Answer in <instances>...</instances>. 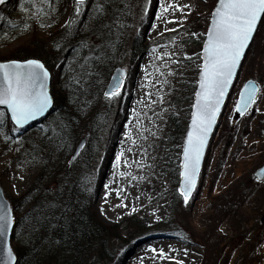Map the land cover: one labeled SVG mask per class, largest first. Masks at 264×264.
I'll return each mask as SVG.
<instances>
[{
  "label": "rangeland",
  "instance_id": "rangeland-1",
  "mask_svg": "<svg viewBox=\"0 0 264 264\" xmlns=\"http://www.w3.org/2000/svg\"><path fill=\"white\" fill-rule=\"evenodd\" d=\"M215 3L151 0L135 36L143 45L163 41L121 66L125 71L121 94L107 98L113 112L94 171L92 210L108 226L138 218L135 226H121L126 246L118 250L112 264H264V179L250 180L264 165V28L258 30L245 57L187 205H172L173 184L163 172L166 161L162 159L174 161L179 156L178 143L163 144L165 123L170 115L186 116L191 107L186 97L197 80V54ZM162 4L173 7L164 12ZM23 16L28 17L21 9L14 12L15 18ZM67 20L65 16L52 23L46 16L37 19L33 14L32 23L41 37H47ZM41 21L51 27H41ZM30 38L25 30L0 41V58ZM59 80L60 70L55 69L51 81ZM247 80L257 81L262 94L245 116L237 117L235 104ZM4 127L6 122L0 128V187L5 196L17 198L28 188L38 165L25 154V143L10 144L5 139ZM34 130L23 134L37 140L39 132ZM23 134L14 132L17 139ZM121 152L120 164L115 166ZM161 249L164 258H160Z\"/></svg>",
  "mask_w": 264,
  "mask_h": 264
},
{
  "label": "trees",
  "instance_id": "trees-1",
  "mask_svg": "<svg viewBox=\"0 0 264 264\" xmlns=\"http://www.w3.org/2000/svg\"><path fill=\"white\" fill-rule=\"evenodd\" d=\"M52 3L56 10L46 18L52 23L61 22L65 16L68 20L47 37L37 33L32 23L36 8L27 0L28 11L20 7L21 0H10L0 11L3 17L0 41L23 33L25 22L30 25L26 30L31 34L26 44L10 51L0 61L40 59L50 73L58 69L61 75L58 82L51 81L54 111L35 127L39 132L37 140L28 134L17 139L8 120L7 128L2 129L10 137V144L25 143L28 148L25 154L38 165V172L20 196L6 195L16 220L14 229L19 234L18 238H12V245L18 264H112L118 250L126 246L121 226H135L138 218L128 217L108 226L100 222L92 210L94 171L106 145L113 112L111 101L104 98L103 93L116 68L131 64L163 40L143 45L135 36L142 24L146 0H86L78 17L74 16V0H52ZM97 5L103 8L102 12L96 10ZM19 9L28 17L15 18L14 12ZM70 18H74L75 23L69 32ZM194 87L189 88L186 97L189 103ZM186 112L182 118L170 115L164 127V146L176 142L178 152L186 132L189 109ZM85 137V148L69 165L76 146ZM228 146L230 142L226 148ZM163 160L166 161L163 172L173 184L172 205L182 204L176 193L178 156L174 161L171 157ZM250 180L255 181L253 175ZM171 209L174 210L173 206Z\"/></svg>",
  "mask_w": 264,
  "mask_h": 264
},
{
  "label": "snow or ice",
  "instance_id": "snow-or-ice-1",
  "mask_svg": "<svg viewBox=\"0 0 264 264\" xmlns=\"http://www.w3.org/2000/svg\"><path fill=\"white\" fill-rule=\"evenodd\" d=\"M27 2L36 8L37 19L41 15L49 16L56 10L52 0H27ZM5 3L6 0H0V5ZM85 4L86 0H74L75 17L81 15ZM150 5L151 0H146L145 14ZM44 6L47 7V11ZM20 7L24 11L29 10L25 7V0H21ZM170 7L173 5H161L164 12ZM175 7L183 9L190 6L175 5ZM96 10L102 12L103 8L97 5ZM209 17L210 24L204 34L203 47L197 54V58L202 61L199 65L198 90L195 92L191 124L183 146L180 194L185 205L188 204L197 187L204 151L224 100L233 85L246 51L250 48L258 30L264 28V0H216ZM0 19L3 17L0 16ZM74 23L75 19L70 18L67 24L69 32ZM40 26L51 27L43 21L40 22ZM29 27L30 25L25 22L23 28L26 30ZM56 46L60 47L59 42ZM124 77V72L113 77L114 83L105 92L106 98L111 100L120 96ZM50 79L51 73L40 59L0 61V106H2L0 125H4L10 119L11 131L20 133L31 122L45 117L54 103L48 88ZM261 94L262 88L257 81H247L239 93L235 111L241 116L247 114ZM256 110L259 111L258 108ZM41 130L46 131V129ZM5 139L10 137L6 136ZM84 148L85 144L81 143L72 159L68 161L69 165L77 160ZM122 155V152L116 155L115 166H119ZM261 176H264V169L260 170L257 179ZM107 187L105 185V188ZM52 206L55 207L54 204ZM132 211L135 209L133 208ZM15 224L12 207L0 201V264H18V256L11 242L12 238H18L19 235L15 233ZM152 251L155 252L156 249ZM160 258H164L162 249Z\"/></svg>",
  "mask_w": 264,
  "mask_h": 264
},
{
  "label": "water",
  "instance_id": "water-1",
  "mask_svg": "<svg viewBox=\"0 0 264 264\" xmlns=\"http://www.w3.org/2000/svg\"><path fill=\"white\" fill-rule=\"evenodd\" d=\"M9 1H10V0H6V3H5L4 5H0V10H1L3 7H5L6 5H8ZM209 24H210V17H209V23H208V26H209ZM208 26H207V28H208ZM206 30H207V29H206ZM255 36H256V35H255ZM204 39H205V35H204L203 41H204ZM203 41H202V45H201L200 52H201L202 47H203ZM252 43H253V42H252ZM252 43H251V45H252ZM251 45H250V47H251ZM249 49H250V48H249ZM249 49L246 51V55H245V57L247 56V53H248ZM244 60H245V58H244ZM244 60L242 61V64H241L240 69H238L237 76H236V78H235L234 81H233V85H232V87L229 89L228 95L226 96V98H225V100H224V103H223V105H222V107H221L220 114H219V116L217 117L216 124H215V126H214V128H213V130H212V133H211L210 136H209L208 144H207V146H206V148H205L204 156H203V159H202V161H201L200 173H201L202 168H203L204 165H205V162H206V159H207V155H208V152H209V149H210V146H211L212 140H213V138H214V136H215V133H216L218 127H219V119L221 118V116H222V114H223V112H224V110H225V107H226V104H227V100H228V98H229V95L231 94V91H233V89H234V87H235V85H236V82H237V79H238V77H239V74H240L241 68H242V66H243V62H244ZM201 63H202V61L200 60V64H201ZM121 72H124V73H125L124 69H122V68H120V67L116 68V69L112 72V74H111V76H110V78H109V81H108V83H107V86H106V88H105V90H104V93H103L104 97H105V92H107V91L109 90L110 86H112L113 83H114V81H113V77H115V76H119ZM124 78H125V77H124ZM198 79H199V70H198V72H197V80H196V83H195V88H194V92H193V96H192V104H191V107H190V110H189V119H188V122H187V128H186V132H185V134H184V137H183V140H182V143H181L180 154H179V159H178L179 181H178V186H177V191H176V192H177V195L181 198V200H182L183 203H184V200H183L182 195L180 194L181 179H182L180 173H181V171H182V163H183V146H184V143H185V139H186V136H187V132H188L189 127H190V124H191L192 105H193L194 102H195V92L198 90V84H197ZM247 81H249V80H247ZM247 81H245V82L243 83V85H242L240 91L242 90L244 84H245ZM50 83H51V79H50V81H49V85H48L49 92H50ZM240 91H239V93H240ZM238 101H239V94H238V97H237L236 104H237ZM236 104H235V105H236ZM0 110H2V106H0ZM234 110H235V108H234ZM53 111H54V109H53V107H52V108L49 110V112L46 114L45 117L38 118L36 121L31 122L28 126L25 127V129H22L21 132H22V131H23V132H26V131H28L29 129L35 127L37 124L42 123L43 121H45L48 117H50V116L52 115ZM235 114H236L237 117H243V116L246 115V114H245V115L241 116V115H240L239 113H237L236 111H235ZM9 117H10V114H9ZM9 121H10V119H9ZM10 123H11V122H10ZM19 134H20V133H19ZM85 141H86V137L83 138V139H81V141H80V142L78 143V145L76 146V148H75V150H74L72 156H73V155L75 154V152L78 150L79 145H80L81 143H84V144H85ZM72 156L70 157V160L72 159ZM261 169H264V165H263L262 167H260L259 169H257V170L254 172V174H253V177H254V179H255L257 182H261V181L264 179V176H261L260 179H257V175L260 173V170H261ZM199 177H200V174H199ZM198 179H199V178H198ZM197 183H198V182H197ZM193 193H194V192H193ZM192 195H193V194H192ZM191 197H192V196H191ZM190 199H191V198H190ZM0 201H3V202H5V203H7V204H9V205L11 206L10 202H9V201L7 200V198L5 197V195H4V193H3L2 189H1V187H0ZM188 202H189V201H188ZM184 204H185V203H184ZM14 226H15V225H14Z\"/></svg>",
  "mask_w": 264,
  "mask_h": 264
}]
</instances>
